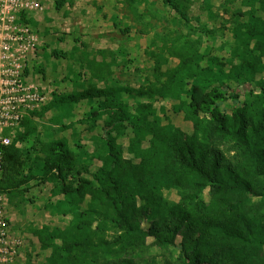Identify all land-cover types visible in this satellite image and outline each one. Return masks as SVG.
<instances>
[{
	"label": "trees",
	"instance_id": "trees-1",
	"mask_svg": "<svg viewBox=\"0 0 264 264\" xmlns=\"http://www.w3.org/2000/svg\"><path fill=\"white\" fill-rule=\"evenodd\" d=\"M123 1L136 18L144 15L138 7L154 4ZM158 1L189 22L192 0ZM240 2L248 10L237 12L240 20L230 31L232 46L224 59L201 55L198 43H180L177 37L159 53L178 63L162 71L154 55L155 78L163 80L137 93L170 102L171 113L191 124L190 133L168 115L159 116L150 103L138 105L134 114L106 100L102 111L89 117L95 118L87 128L92 131L98 118L107 116L106 140L92 156L99 166L90 173L78 167L64 141L41 144L32 119L58 104L105 98L118 90L53 94L21 121L25 131H16L5 149L0 191L12 205L36 181L61 197L45 206L70 216L66 226L31 231L48 252L46 264H264V0ZM66 3L55 0V10ZM51 55L65 58L60 50ZM88 67L92 77L103 78L101 63ZM127 131L131 136L124 148L118 139ZM32 136L37 138L31 149L22 148ZM38 150L40 157L32 158ZM172 191L176 201L166 195Z\"/></svg>",
	"mask_w": 264,
	"mask_h": 264
},
{
	"label": "rangeland",
	"instance_id": "rangeland-1",
	"mask_svg": "<svg viewBox=\"0 0 264 264\" xmlns=\"http://www.w3.org/2000/svg\"><path fill=\"white\" fill-rule=\"evenodd\" d=\"M149 2L154 4L146 10L143 6L138 7L140 14L144 12L141 18L134 17L123 0H67L61 11H56L53 5L44 13L29 14L30 25L44 43V49L32 63L31 79L47 84L48 102L53 99V94L63 97L88 88L118 90L105 98L58 104L43 117L32 119L36 126L35 135L41 144L64 141L78 160V167L90 173L99 166L92 156L101 152V145L106 140L103 121L107 116L98 118L97 127L92 131L87 128L95 118L89 117L92 111L100 113L106 100L120 104L124 110L134 114L138 105L150 103L159 116L168 115L176 126L190 133L191 124L183 119L182 114L171 113L170 102L137 95L140 91L159 86L163 80L155 78L154 55L159 57L162 71L173 68L178 61L159 51L163 44L180 37V43H198L201 55L222 60L232 46L230 31L240 20L237 12L248 10L240 0H192L188 10L189 22L185 23L158 0ZM122 29H128V33H120ZM58 38L62 41L59 42ZM54 50L64 52L65 58L52 57ZM90 62L102 64V79L92 77L88 67ZM204 65L206 61L202 62ZM242 90L239 89V100L242 99ZM234 102L229 101V104ZM160 107L165 113L159 110ZM16 131L24 132L25 129L18 127ZM126 133L118 139L124 148L131 136L130 131ZM37 137L28 138L20 146L31 149ZM40 153L39 150L32 152L31 157H40ZM36 183L31 181L28 192L13 200L12 205L8 202L12 234L22 242L11 264H29V257L30 264H46L48 252L39 247L31 231L43 225L62 228L71 218L47 210L45 205L48 201L58 202L61 197L51 194V185L36 186ZM166 195L172 201L178 199L175 191Z\"/></svg>",
	"mask_w": 264,
	"mask_h": 264
},
{
	"label": "built area",
	"instance_id": "built-area-1",
	"mask_svg": "<svg viewBox=\"0 0 264 264\" xmlns=\"http://www.w3.org/2000/svg\"><path fill=\"white\" fill-rule=\"evenodd\" d=\"M55 0H0V178L5 149L21 121L48 102L46 83L31 79L32 63L44 49L29 14L44 13ZM8 197L0 191V264H11L21 240L12 234Z\"/></svg>",
	"mask_w": 264,
	"mask_h": 264
},
{
	"label": "crops",
	"instance_id": "crops-1",
	"mask_svg": "<svg viewBox=\"0 0 264 264\" xmlns=\"http://www.w3.org/2000/svg\"><path fill=\"white\" fill-rule=\"evenodd\" d=\"M49 9V8H48ZM41 39V38H40ZM41 42H42V40H41ZM42 44H44L43 42H42Z\"/></svg>",
	"mask_w": 264,
	"mask_h": 264
}]
</instances>
